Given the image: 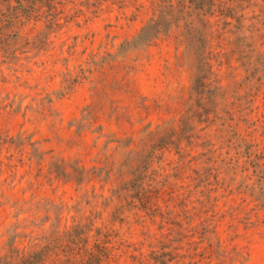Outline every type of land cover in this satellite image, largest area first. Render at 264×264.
<instances>
[{"label": "rangeland", "instance_id": "rangeland-1", "mask_svg": "<svg viewBox=\"0 0 264 264\" xmlns=\"http://www.w3.org/2000/svg\"><path fill=\"white\" fill-rule=\"evenodd\" d=\"M30 253L264 264V0H0V258Z\"/></svg>", "mask_w": 264, "mask_h": 264}, {"label": "trees", "instance_id": "trees-1", "mask_svg": "<svg viewBox=\"0 0 264 264\" xmlns=\"http://www.w3.org/2000/svg\"><path fill=\"white\" fill-rule=\"evenodd\" d=\"M169 11H165V15H169ZM43 258L37 253H30L29 255L22 258L20 264H39ZM0 264H11V262L7 259V257L0 258Z\"/></svg>", "mask_w": 264, "mask_h": 264}]
</instances>
